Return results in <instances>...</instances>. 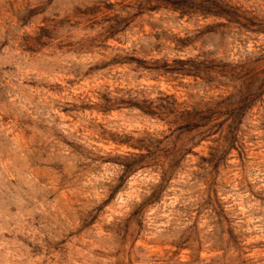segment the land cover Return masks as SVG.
Wrapping results in <instances>:
<instances>
[{
  "label": "rangeland",
  "instance_id": "rangeland-1",
  "mask_svg": "<svg viewBox=\"0 0 264 264\" xmlns=\"http://www.w3.org/2000/svg\"><path fill=\"white\" fill-rule=\"evenodd\" d=\"M0 264H264V0H0Z\"/></svg>",
  "mask_w": 264,
  "mask_h": 264
}]
</instances>
